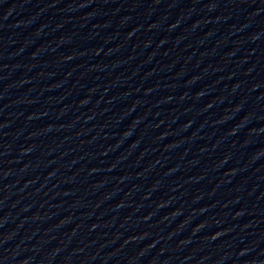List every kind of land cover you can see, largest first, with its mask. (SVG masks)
<instances>
[{
    "label": "water",
    "instance_id": "obj_1",
    "mask_svg": "<svg viewBox=\"0 0 264 264\" xmlns=\"http://www.w3.org/2000/svg\"><path fill=\"white\" fill-rule=\"evenodd\" d=\"M0 264H264V0H0Z\"/></svg>",
    "mask_w": 264,
    "mask_h": 264
}]
</instances>
